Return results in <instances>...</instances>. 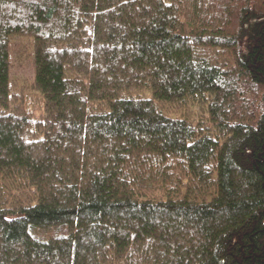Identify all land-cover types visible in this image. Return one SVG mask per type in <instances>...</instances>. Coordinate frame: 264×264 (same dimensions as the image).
Returning a JSON list of instances; mask_svg holds the SVG:
<instances>
[{"label":"trees","instance_id":"1","mask_svg":"<svg viewBox=\"0 0 264 264\" xmlns=\"http://www.w3.org/2000/svg\"><path fill=\"white\" fill-rule=\"evenodd\" d=\"M0 264H264V0H0Z\"/></svg>","mask_w":264,"mask_h":264},{"label":"rangeland","instance_id":"2","mask_svg":"<svg viewBox=\"0 0 264 264\" xmlns=\"http://www.w3.org/2000/svg\"><path fill=\"white\" fill-rule=\"evenodd\" d=\"M162 109L169 118L187 119L190 123L198 125L206 132H211L209 130L208 116L204 105H198L190 101L174 106H162Z\"/></svg>","mask_w":264,"mask_h":264}]
</instances>
